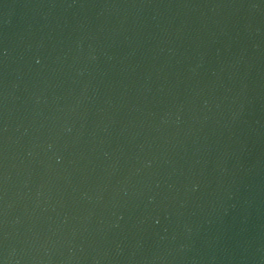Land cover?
<instances>
[{
  "label": "water",
  "instance_id": "1",
  "mask_svg": "<svg viewBox=\"0 0 264 264\" xmlns=\"http://www.w3.org/2000/svg\"><path fill=\"white\" fill-rule=\"evenodd\" d=\"M0 264H264V0H0Z\"/></svg>",
  "mask_w": 264,
  "mask_h": 264
}]
</instances>
